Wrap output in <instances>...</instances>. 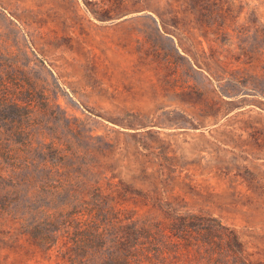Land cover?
<instances>
[{"label": "rangeland", "instance_id": "374dc122", "mask_svg": "<svg viewBox=\"0 0 264 264\" xmlns=\"http://www.w3.org/2000/svg\"><path fill=\"white\" fill-rule=\"evenodd\" d=\"M187 213L264 264V0H0V264Z\"/></svg>", "mask_w": 264, "mask_h": 264}, {"label": "trees", "instance_id": "16d2710c", "mask_svg": "<svg viewBox=\"0 0 264 264\" xmlns=\"http://www.w3.org/2000/svg\"><path fill=\"white\" fill-rule=\"evenodd\" d=\"M102 206L95 204L89 215H119ZM167 218L126 217L111 233L98 223L94 238L103 251L94 254L101 261L93 264H254L220 220L191 213Z\"/></svg>", "mask_w": 264, "mask_h": 264}]
</instances>
